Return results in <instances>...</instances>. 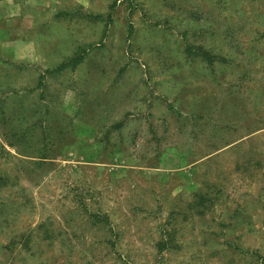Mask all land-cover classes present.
I'll use <instances>...</instances> for the list:
<instances>
[{
  "label": "rangeland",
  "instance_id": "1",
  "mask_svg": "<svg viewBox=\"0 0 264 264\" xmlns=\"http://www.w3.org/2000/svg\"><path fill=\"white\" fill-rule=\"evenodd\" d=\"M49 5L0 0V264H264V0Z\"/></svg>",
  "mask_w": 264,
  "mask_h": 264
},
{
  "label": "crops",
  "instance_id": "2",
  "mask_svg": "<svg viewBox=\"0 0 264 264\" xmlns=\"http://www.w3.org/2000/svg\"><path fill=\"white\" fill-rule=\"evenodd\" d=\"M37 2L39 5H45L46 3L51 4V5H55V4H58L59 0H37ZM51 5H49V6H51Z\"/></svg>",
  "mask_w": 264,
  "mask_h": 264
},
{
  "label": "trees",
  "instance_id": "3",
  "mask_svg": "<svg viewBox=\"0 0 264 264\" xmlns=\"http://www.w3.org/2000/svg\"><path fill=\"white\" fill-rule=\"evenodd\" d=\"M77 61H79V60H77Z\"/></svg>",
  "mask_w": 264,
  "mask_h": 264
}]
</instances>
